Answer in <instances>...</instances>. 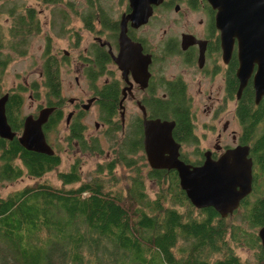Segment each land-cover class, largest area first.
<instances>
[{"label":"flooded vegetation","instance_id":"1","mask_svg":"<svg viewBox=\"0 0 264 264\" xmlns=\"http://www.w3.org/2000/svg\"><path fill=\"white\" fill-rule=\"evenodd\" d=\"M184 3L188 9L186 12ZM162 7L174 8L177 15L185 18L184 26L178 31L169 30L170 24L174 22L162 23L161 18L157 16V11ZM36 10L40 18L39 10L37 8ZM91 10H97L96 16L93 18L91 16L92 28L88 24ZM131 10L130 0H127L126 9L122 11L120 18L109 17L104 7L95 9L91 7L81 13L80 17L88 28L94 30L95 22L99 23L95 46L89 53L82 55L84 60L79 59L76 64L79 74L75 76V82L80 85L81 81L86 79L89 82L87 87L80 85L75 93L65 94L61 62L51 47L50 55L55 58L59 68L62 84L60 92L44 85L43 67L40 72L41 81L25 80L9 90L2 91L0 80V97L8 94L6 116L15 132L12 139L0 134V165L3 143L15 138L20 142L19 136L23 133L27 116H33L34 119H31L35 120L41 109L48 106L53 109L43 124V129L52 146L51 136L63 128L67 132L64 135L67 144L77 146V149L84 152L93 150L95 153L99 151L100 154L103 150L100 139L103 129L115 153L113 159L108 162V167L114 163V168L119 164L134 168V164L129 163H133L135 157L143 156L141 163L148 168V172L153 169L174 170L180 186V174L176 168H155L148 160L144 147V121L147 119L175 121L172 131L174 138L180 143L179 157L192 167L202 165L208 157L219 159L230 147L239 144L249 145L248 156L253 159L254 190L256 182L264 181L261 172L263 167L259 162L261 154L257 147L264 134V96L256 99L254 83L256 67L242 84V78L238 74L240 67L238 40H235L231 55L226 57L221 30L216 23L217 10L208 0H164L161 4L154 5L149 20L139 26L133 25L128 19L127 34L139 45H133L135 59L127 56V60L120 64L119 56L124 52L120 41L121 20L123 14ZM192 12H201L202 15L196 21H192L190 16ZM154 18L160 20L155 24L159 27L157 28L159 32H153L149 28ZM66 20L64 14L63 20L57 24L54 22V26L62 30L66 26ZM48 42L51 45V36H48ZM86 50L88 51V48ZM68 57L69 51L66 50L64 58ZM44 58L45 55L43 60ZM145 61L146 69L140 70L143 64L145 68ZM6 67L0 71V76ZM26 93L31 99L38 101L31 105L28 112L23 111ZM16 97L19 100L12 104L11 101ZM200 110L209 117L204 121H214L215 124L213 128L215 138L205 147L199 144L200 135L196 131V121H200L198 116ZM181 121H189L190 127L182 126ZM232 121H236L238 128L229 132ZM14 122L17 125L22 123L20 131L14 126ZM220 122L222 125L218 124ZM91 125L94 129H99L98 135L88 133ZM135 133H138L142 140L138 155L133 148L128 149V144L132 142ZM229 135L231 141L224 143V139L229 138ZM20 144L23 145L21 142ZM93 145L98 148H94ZM77 161H80L79 157L75 158L68 170ZM15 162L20 167L24 166L20 156ZM19 177L5 179L14 180ZM242 202L243 200L240 206ZM240 206L228 216L234 215Z\"/></svg>","mask_w":264,"mask_h":264},{"label":"trees","instance_id":"2","mask_svg":"<svg viewBox=\"0 0 264 264\" xmlns=\"http://www.w3.org/2000/svg\"><path fill=\"white\" fill-rule=\"evenodd\" d=\"M4 11L12 15L8 35L2 23ZM89 14L88 24L92 28L91 16H96L97 10ZM41 26L35 7L17 11L16 6L5 9L4 3L0 4V71L14 54L28 53L31 37L41 31ZM50 47L48 42L42 66L44 85L60 92L59 68L50 55ZM18 100L16 97L11 102L16 104ZM180 124L190 127L189 121ZM14 126L20 131L22 123L14 122ZM141 146L140 135L133 134L128 149L133 148L138 155ZM257 147L264 176V134ZM3 149L0 179L25 173L41 177L61 163L57 148L49 155L29 150L17 138L3 143ZM19 156L23 167L15 162ZM143 159L137 156L129 164L136 165ZM114 165L108 168L113 171ZM79 166L77 161L70 170L59 171L60 186L38 181L0 197V264H245L234 252L228 236L235 240L246 237L250 246L259 248V262L264 264L258 233L246 232L213 206L198 208L201 215L195 217L166 204L171 194L173 202L195 206L174 170L148 172L159 184L167 182L152 198L146 191L142 166H136L125 192L109 188L98 178L83 180ZM241 206L251 226L264 224V181L256 182ZM181 238L187 243L179 247L178 253Z\"/></svg>","mask_w":264,"mask_h":264},{"label":"rangeland","instance_id":"3","mask_svg":"<svg viewBox=\"0 0 264 264\" xmlns=\"http://www.w3.org/2000/svg\"><path fill=\"white\" fill-rule=\"evenodd\" d=\"M1 3H4L5 9L16 6L17 11H23L27 6H35L39 10L42 24L41 31L35 33L34 36L31 37L28 53L25 55L14 54L12 61L0 76L2 91L9 90L16 86L17 83L20 84V82H25V80L30 82L32 80H42L40 72L42 69L44 51L47 47L48 36H51V49L55 52L61 62L60 70L63 80V90L66 95L75 93L77 87H87L89 85V82L86 79L81 81V86L76 84L75 76L79 74L76 64L79 59L84 60L82 55L89 53L90 49L95 46V36L96 34H99V30H97L99 29V23L95 22L94 30L88 28L80 17L81 13L87 11L91 7L95 9L99 6L104 7L105 11L108 12L109 17L115 19L116 17L120 18L122 11L125 10L127 6V0H60L56 3H47L44 0H0V4ZM183 6L185 7L184 11L186 12L188 10L186 4L184 3ZM157 12V16L161 18L162 23L174 22L170 24L169 30L178 31L184 26L185 18L177 15L174 8L168 7L167 9L162 7ZM64 14H66L67 17L66 26L62 30H58L54 26V22H56V24L61 22ZM201 15V12L190 13L192 21H196ZM159 21L158 18H154L152 24L149 26L153 32H159L157 29L159 27L155 26ZM11 22L12 15H10L8 11H4L2 15V23L7 35ZM87 48L88 51L86 50ZM66 50L69 51L68 58H64ZM25 95L23 111L28 112L31 105H35L38 101L31 99L27 93ZM91 116L92 115H90V117ZM198 116L200 121H196V131L200 135L199 144L205 147L215 138V130H213L215 124L214 121H204L209 119V117L206 116L203 110L198 112ZM218 124L222 125L221 122ZM235 128H238L237 123L236 121H232L229 132ZM66 133L67 132L61 128L51 136L53 146L57 148L56 150L61 155V163L58 168L47 171L41 177H34L25 173L22 177L14 180L0 179V197H5L26 185L34 184L38 181H46L53 183L56 186L62 185V180L58 173L59 171H67L76 157H79L80 159L81 166L79 168H81V177L83 180L98 178L99 181H102L109 188L123 190L125 192L128 182H132V176L136 173V166H144L142 167V172L145 175L146 191L150 197L155 198L161 187L167 186V182L162 185L156 180L148 177V168L145 167L141 161L136 163L134 168L132 166H126L125 164H119L116 165L113 171H111L110 168H108V162L113 159L115 153L111 142L105 136L103 129H101L100 134L103 150L100 154L99 151L96 153L93 150L84 152L81 149H77V146H70L66 143L64 138ZM88 133L98 135L99 129H94V126L91 125ZM228 141H231L230 135L229 138L226 137L224 139V143H227ZM170 196L166 201V204L177 207L179 211L186 215L191 214L192 216L200 217L201 213L198 210V207L194 206L193 208H190L188 205L175 203L173 202V195L170 194ZM227 218L229 221L241 226V228L245 229L248 233H258L259 227H253L250 225L246 218L245 208L243 206L236 210L234 215L228 216ZM228 237H230V243L234 252L242 261H244L245 264H261L259 262V248L250 246L246 237L244 238V236H241L240 238L242 239L239 240L233 239L232 236ZM186 243L187 242L183 241V238H181L178 241V248L176 251L179 253V247H182L183 245L185 246Z\"/></svg>","mask_w":264,"mask_h":264},{"label":"water","instance_id":"4","mask_svg":"<svg viewBox=\"0 0 264 264\" xmlns=\"http://www.w3.org/2000/svg\"><path fill=\"white\" fill-rule=\"evenodd\" d=\"M164 0H130L131 12L124 13L121 20L120 41L124 52L119 62L135 59L134 43L127 34V22L139 26L149 20L154 5ZM217 10L216 23L221 30L225 56L232 53L235 40H238L240 67L238 74L244 84L254 73L256 99L264 96V0H208ZM147 67L145 61L140 70ZM8 94L0 97V134L14 138L15 132L7 121L6 102ZM53 107H43L37 119L27 116L20 142L28 149L54 154L43 124ZM32 118V119H31ZM175 121L147 119L144 121V147L148 160L155 168H176L180 183L190 201L198 208L213 206L223 217L237 209L243 198L253 190V159L248 156L249 145L239 144L230 147L217 160L208 157L200 166L192 167L179 157L180 143L173 136ZM258 235L264 249V224Z\"/></svg>","mask_w":264,"mask_h":264}]
</instances>
